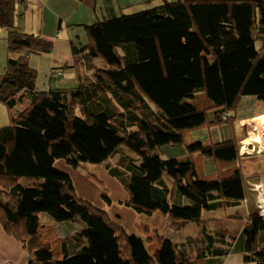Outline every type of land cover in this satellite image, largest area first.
I'll return each mask as SVG.
<instances>
[{
	"label": "trees",
	"instance_id": "16d2710c",
	"mask_svg": "<svg viewBox=\"0 0 264 264\" xmlns=\"http://www.w3.org/2000/svg\"><path fill=\"white\" fill-rule=\"evenodd\" d=\"M14 3H0L7 30L0 102L8 109L0 126V223L28 260L225 264L237 246L242 264H264L260 179L242 169L247 156L236 130L242 100L264 102V0H147L125 8L105 1L81 26L85 40L71 42L72 61L40 73L32 56L50 53L53 43L16 26ZM78 158L105 165L127 192L126 206L160 214L176 230L193 224L195 236L173 240L149 233L150 225L136 234L104 222L55 166ZM102 198L110 203L108 193ZM245 200L247 216L230 214L231 225L210 217ZM41 214L82 228L61 236Z\"/></svg>",
	"mask_w": 264,
	"mask_h": 264
},
{
	"label": "rangeland",
	"instance_id": "374dc122",
	"mask_svg": "<svg viewBox=\"0 0 264 264\" xmlns=\"http://www.w3.org/2000/svg\"><path fill=\"white\" fill-rule=\"evenodd\" d=\"M32 57H40L32 56ZM47 59L49 57L47 56ZM50 61V60H49ZM4 62L0 58V68L2 66L4 67ZM38 69V66H35ZM43 66L42 65V69ZM38 72H43L38 69ZM92 76H90L91 78ZM36 82L39 87H45V85L42 84V81L38 77L36 79ZM74 83V81H73ZM255 103V105L252 107V104ZM0 105H3L0 102ZM241 105V106H240ZM239 107H241L244 111H241L240 113L244 116L246 115H252L255 113H260L256 115V117H259L264 114V102L259 101L255 98H252L251 100L245 99L242 100ZM256 107V108H255ZM0 108V117L2 116ZM239 112V110H238ZM253 117V118H256ZM252 118V119H253ZM236 120V127L238 130V133L242 135L240 137L246 139L245 145H244V152L247 156L246 161H244L242 165L243 171L246 173L247 176H249V173L252 171L255 172L254 167L256 166V171L258 172V177H260V180L256 183L255 189L257 192V198H256V206L258 208V212L260 214H264V211L262 210L263 204H264V135L261 136L262 142L253 140L254 138V131L253 127L256 128L259 132L260 130V123L259 121H256V125L254 123H243L245 120ZM263 124V123H262ZM243 140V139H242ZM183 150V149H182ZM176 156L182 157V155L178 153H174ZM55 166L63 171H66L69 173V175L72 178V182L75 187L76 195L85 201H88L91 203L92 206L100 208L101 215L104 216V222L107 221L114 222L116 225H121L123 229H125L128 233H144L141 231L137 226L138 225H150V229L148 230L149 233L156 232L158 235H162L168 238H171L173 240H184L187 236H195L194 233L196 232L197 228L195 225H187L185 228L181 230H176L173 226L174 223L170 221L168 218L161 216L160 214H153V215H145L140 214L131 209L130 207L126 206L123 202L127 198V192L123 188V186L113 177H111L105 170V165H90L85 163L83 160L78 158L77 161H61L57 160L55 162ZM256 173H254L251 177H254ZM91 177L98 178L102 186L96 184L91 180ZM20 183L27 185L30 184L32 179L23 177L20 178ZM172 184V182H169ZM110 198V203H107L103 198L102 195L107 194ZM247 203V206L249 207V202L245 200ZM240 207H236L233 209H226V210H218L210 215V217H215L216 220L219 222L225 221L230 214L239 213L244 214L247 216L248 214V207L247 210L246 204L242 203L239 205ZM102 212H107V215L102 214ZM209 214H203V217H209ZM41 221L43 223H51L52 225H56V229L58 231V234L61 236H66V234L69 233L70 228L74 227L76 228V231H80L82 228V224L79 221L74 222H62L58 223L52 218H50L47 214H41ZM238 221V219H234ZM227 221V220H226ZM233 221H227V225H231ZM237 225V222L234 223ZM61 225H64L63 228H60ZM67 229V231L65 230ZM72 230V229H71ZM66 231V234L63 232ZM140 231V232H139ZM232 251V254H230L224 261L225 264H242L241 260H239V255L235 254L237 246Z\"/></svg>",
	"mask_w": 264,
	"mask_h": 264
},
{
	"label": "crops",
	"instance_id": "0c3cea01",
	"mask_svg": "<svg viewBox=\"0 0 264 264\" xmlns=\"http://www.w3.org/2000/svg\"><path fill=\"white\" fill-rule=\"evenodd\" d=\"M105 1H107V6L111 4L116 7L118 3L125 8L147 0H15L16 26L24 32L40 34L53 43L50 53L32 58L33 64L38 67H42V65L53 67L70 63L73 59L71 42L76 44L85 40L81 26L93 22L96 15L100 14L101 4ZM8 2L9 0H0L1 4ZM6 31V29L4 31L0 29V58L4 64L6 60V41L4 39ZM4 70L5 65L0 68V82L4 77ZM18 107L20 105L15 108ZM0 108L2 110L0 126H2L8 122V109L4 104L0 105ZM258 114L260 113L244 116L240 120H247ZM254 169L255 172L251 171L250 175L256 173L254 176L258 177L257 174L260 171H256V166ZM255 179H260V177ZM243 203L246 204L245 209L247 210V203L245 201ZM27 262L28 254L22 244L9 236L0 223V264H27Z\"/></svg>",
	"mask_w": 264,
	"mask_h": 264
},
{
	"label": "bare ground",
	"instance_id": "6f19581e",
	"mask_svg": "<svg viewBox=\"0 0 264 264\" xmlns=\"http://www.w3.org/2000/svg\"><path fill=\"white\" fill-rule=\"evenodd\" d=\"M256 121H259V123H260V125H259L260 126V130L258 132V130L253 127V131H254V138H253V140H257V141L262 142L261 136L264 135V114L261 115V116H259V117L253 118V119L252 118L247 119L243 123H254L256 125ZM245 140H244V142H245ZM243 151H244V149H243ZM262 210L264 211V204H263Z\"/></svg>",
	"mask_w": 264,
	"mask_h": 264
},
{
	"label": "water",
	"instance_id": "95a60500",
	"mask_svg": "<svg viewBox=\"0 0 264 264\" xmlns=\"http://www.w3.org/2000/svg\"><path fill=\"white\" fill-rule=\"evenodd\" d=\"M27 264H32L30 260H28Z\"/></svg>",
	"mask_w": 264,
	"mask_h": 264
},
{
	"label": "clouds",
	"instance_id": "9594fccd",
	"mask_svg": "<svg viewBox=\"0 0 264 264\" xmlns=\"http://www.w3.org/2000/svg\"><path fill=\"white\" fill-rule=\"evenodd\" d=\"M245 140V139H244ZM244 145H245V143H244ZM244 145H243V147H244ZM244 149V148H243Z\"/></svg>",
	"mask_w": 264,
	"mask_h": 264
}]
</instances>
